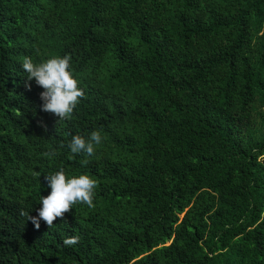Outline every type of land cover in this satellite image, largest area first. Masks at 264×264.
<instances>
[{
	"label": "trees",
	"instance_id": "1",
	"mask_svg": "<svg viewBox=\"0 0 264 264\" xmlns=\"http://www.w3.org/2000/svg\"><path fill=\"white\" fill-rule=\"evenodd\" d=\"M63 55L58 120L22 61ZM60 168L93 206L36 228ZM0 264H264V0H0Z\"/></svg>",
	"mask_w": 264,
	"mask_h": 264
},
{
	"label": "clouds",
	"instance_id": "2",
	"mask_svg": "<svg viewBox=\"0 0 264 264\" xmlns=\"http://www.w3.org/2000/svg\"><path fill=\"white\" fill-rule=\"evenodd\" d=\"M71 57L68 55L51 56L34 62L30 57L22 61V69L26 73L28 81L35 80L36 85L43 91L40 93L42 101L41 110L57 116L58 120H64L71 116L80 98L82 89L78 86V80L70 70ZM101 135L97 130L91 131L87 136L75 134L68 143L72 154L85 153L88 156L94 154V145L101 143ZM48 157L55 152L46 153ZM47 187L50 189L46 196H39L40 207L36 216H29L36 228H39L43 220L49 227L58 217H63L70 207L77 202L93 206V195L96 181L89 175L79 174L66 176L64 169L47 173L44 177ZM78 237L65 238L64 246L75 245Z\"/></svg>",
	"mask_w": 264,
	"mask_h": 264
}]
</instances>
